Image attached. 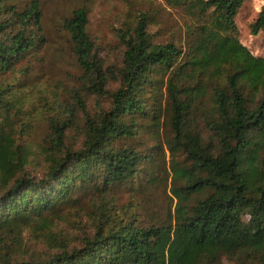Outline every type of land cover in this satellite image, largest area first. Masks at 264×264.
<instances>
[{
  "label": "trees",
  "instance_id": "16d2710c",
  "mask_svg": "<svg viewBox=\"0 0 264 264\" xmlns=\"http://www.w3.org/2000/svg\"><path fill=\"white\" fill-rule=\"evenodd\" d=\"M14 1L0 0V264H264V57L237 36L246 0H176L203 18L186 28L185 47L157 43L150 19L138 15L120 30L124 51L112 67L88 34V10L73 11L63 28L84 72L74 93L84 139L69 148L75 109H67L50 119L49 146L38 152L18 137L26 125L18 130L11 113L21 109L20 87L7 76L42 46V14L37 0L21 10ZM251 32L264 33V7ZM82 90L108 98V108L92 116ZM144 122L157 132L167 124L172 157H184L171 165L173 211L148 226L108 197L150 161L119 145ZM31 166L43 167L42 176ZM69 208L90 226L80 235L61 227Z\"/></svg>",
  "mask_w": 264,
  "mask_h": 264
},
{
  "label": "rangeland",
  "instance_id": "374dc122",
  "mask_svg": "<svg viewBox=\"0 0 264 264\" xmlns=\"http://www.w3.org/2000/svg\"><path fill=\"white\" fill-rule=\"evenodd\" d=\"M33 0H15L18 9H23ZM42 14V34L44 41L39 50L26 56L16 74L7 76L12 82H19L20 91L14 102L20 101L21 109L12 110L11 119L17 129L25 124L24 133L18 137L34 152L40 146H49L50 119L62 116V111L75 109V117L70 121L67 132L69 148L81 146L86 129V119L76 105L74 93L82 89V68L72 51L69 34L64 30V21L78 8L89 12L88 34L92 38L105 67L121 63L124 46L120 30L135 24L138 15L145 14L150 19V31L157 43L173 42L185 47L186 28L197 26L203 18L197 17L189 4H179L176 0H37ZM264 7V0H246L236 17L237 36L240 43L255 57H264V33L253 35L251 25ZM107 69V68H106ZM20 70V72L18 71ZM117 85L109 83L114 91ZM164 91V89H163ZM83 100L92 116L102 108H108V98H97L82 90ZM13 102V103H14ZM170 127L162 123L159 132L144 122L140 135L135 139L122 140L120 146H131L150 157L143 165V173L138 179L114 188L108 195L118 211L129 212L142 226L166 220L174 209L171 188L173 186L172 162H183L181 152L173 158L168 147L172 139ZM148 157V158H149ZM34 175L40 177L43 167L31 166ZM89 197H82L80 203L85 211L91 209ZM70 223L62 224L68 234L80 235V228L87 230V219L80 222L74 208L67 209ZM71 213L76 215H72ZM72 236V235H71ZM33 247H37L33 244ZM40 248V247H39ZM222 264H234L223 259ZM237 264V263H236Z\"/></svg>",
  "mask_w": 264,
  "mask_h": 264
}]
</instances>
